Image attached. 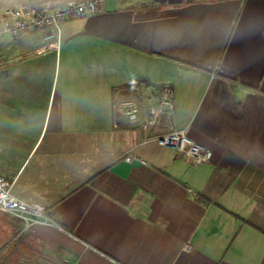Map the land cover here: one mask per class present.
<instances>
[{"label":"crops","instance_id":"crops-1","mask_svg":"<svg viewBox=\"0 0 264 264\" xmlns=\"http://www.w3.org/2000/svg\"><path fill=\"white\" fill-rule=\"evenodd\" d=\"M43 36L0 42V175L54 223L0 211V262L264 264V0H105ZM138 81L174 90L149 131L113 109ZM172 129L210 160L149 138Z\"/></svg>","mask_w":264,"mask_h":264},{"label":"built area","instance_id":"built-area-1","mask_svg":"<svg viewBox=\"0 0 264 264\" xmlns=\"http://www.w3.org/2000/svg\"><path fill=\"white\" fill-rule=\"evenodd\" d=\"M105 0H67L53 10H42L26 4L5 7L0 11V34L7 33L19 38L27 32L44 30V45L38 51L59 48L62 24L84 14H94L103 6ZM114 111L123 115L128 122L149 131L160 127L166 117L174 111V90L164 84L157 88L140 81L134 88V95L114 101ZM158 143L176 149L194 164L208 162L211 150L190 139L185 130L172 129L162 135L149 137ZM130 159V156L126 158ZM10 182L0 175V211L6 212L22 223V229L38 223L51 224L53 219L47 214L45 206L26 202L10 190ZM189 245H186L188 248Z\"/></svg>","mask_w":264,"mask_h":264},{"label":"rangeland","instance_id":"rangeland-1","mask_svg":"<svg viewBox=\"0 0 264 264\" xmlns=\"http://www.w3.org/2000/svg\"><path fill=\"white\" fill-rule=\"evenodd\" d=\"M19 3V0H0V11L3 9V8H5V7H12L13 5H17ZM10 37V35H8V34H3V35H1L0 36V42L1 41H4V40H6L7 38H9ZM9 245V244H8ZM6 246V247H4V252H6L7 251V248H9L10 247V245L9 246ZM12 248V247H11ZM10 249V248H9ZM8 249V250H9ZM11 250V249H10ZM0 251H1V248H0ZM9 252V251H8ZM2 256H4V255H2V254H0V258L2 257ZM5 257V256H4ZM0 264H2L1 262H0ZM9 264H16V263H13V262H9Z\"/></svg>","mask_w":264,"mask_h":264},{"label":"trees","instance_id":"trees-1","mask_svg":"<svg viewBox=\"0 0 264 264\" xmlns=\"http://www.w3.org/2000/svg\"><path fill=\"white\" fill-rule=\"evenodd\" d=\"M140 81H138L137 83H136V86H137V84L139 83Z\"/></svg>","mask_w":264,"mask_h":264}]
</instances>
